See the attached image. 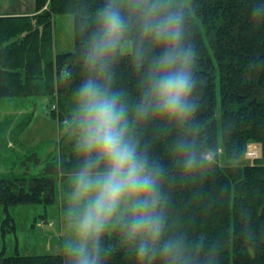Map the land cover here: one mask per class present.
I'll use <instances>...</instances> for the list:
<instances>
[{"label":"trees","instance_id":"1","mask_svg":"<svg viewBox=\"0 0 264 264\" xmlns=\"http://www.w3.org/2000/svg\"><path fill=\"white\" fill-rule=\"evenodd\" d=\"M35 11L0 15V99L35 96L55 97L49 118H68L71 92L84 78L80 51L85 26H94L96 11L105 0H34ZM191 10L189 27L197 45L199 73L195 98V141L209 162L207 169L184 176L177 167L170 146L176 135L158 131L153 121L136 127L141 147L159 159L167 169L163 191L168 198L166 215L170 233H183L191 241L217 242L218 264H264V25L249 22L252 0H184ZM73 16L74 48H56L54 19ZM130 52H122L115 68L113 88L126 97L130 110L139 97ZM67 77V78H66ZM69 103V104H67ZM32 116V114H30ZM20 129L32 122L31 116ZM58 125V123H57ZM19 129V130H20ZM60 139L67 135L62 131ZM262 144V157L253 164L242 163L247 142ZM61 143V141L59 142ZM42 174L0 176V205L4 211L18 204L54 203V174L65 178L78 165L72 143ZM227 159L221 164L218 150ZM212 153V157L205 156ZM245 213L250 214L245 216ZM2 231L16 228L7 212ZM251 226L255 247L244 243L242 232ZM105 264H131L120 248L118 233L103 237ZM203 255V254H201ZM0 264H62V256L0 252Z\"/></svg>","mask_w":264,"mask_h":264},{"label":"clouds","instance_id":"2","mask_svg":"<svg viewBox=\"0 0 264 264\" xmlns=\"http://www.w3.org/2000/svg\"><path fill=\"white\" fill-rule=\"evenodd\" d=\"M190 18L184 0H105L94 26L83 29L84 78L71 92L61 125L78 159L64 194L69 235L57 246L62 264H105L102 241L113 231L131 264H218L217 242L169 232L167 169L141 147L136 133L138 125L153 121L163 134L181 131L170 146L181 173L192 176L209 167L194 138L199 52ZM249 22L264 25V0H252ZM129 48L140 72L131 110L113 88L116 65ZM242 235L254 249L250 225Z\"/></svg>","mask_w":264,"mask_h":264},{"label":"rangeland","instance_id":"3","mask_svg":"<svg viewBox=\"0 0 264 264\" xmlns=\"http://www.w3.org/2000/svg\"><path fill=\"white\" fill-rule=\"evenodd\" d=\"M73 16L71 14L57 15L54 19V36L56 48L70 50L74 48ZM126 49L123 52H130ZM53 102L55 97L38 99L32 97L0 99V176L42 174L48 162L59 153L69 152L71 139L62 137L58 128L59 121L49 118L50 106L46 100ZM55 102V101H54ZM69 104V103H67ZM68 110L70 108V104ZM32 114V116L30 115ZM31 116L32 122L20 129L21 122ZM19 123H21L19 125ZM58 123V125H57ZM20 129V130H19ZM61 141V143H59ZM247 150L242 155V163H255L262 157V144L247 142ZM251 144V145H250ZM250 145V146H249ZM250 148V149H249ZM259 148V158L255 154ZM249 149V150H248ZM252 151V152H250ZM220 163L226 164L227 159L218 151ZM211 158L212 153L205 154ZM254 159V162L251 160ZM55 201L48 206L42 203L18 204L10 206L7 212L13 217L16 228L13 231H2V220L8 215L4 205H0V252L6 255L50 254L57 253V246L68 237L64 218V194L68 187L69 177H59L54 174ZM43 216V217H42ZM43 218L51 220L53 225L46 226ZM41 221V222H40ZM41 223L42 229L38 227Z\"/></svg>","mask_w":264,"mask_h":264},{"label":"crops","instance_id":"4","mask_svg":"<svg viewBox=\"0 0 264 264\" xmlns=\"http://www.w3.org/2000/svg\"><path fill=\"white\" fill-rule=\"evenodd\" d=\"M34 11H35L34 0H0L1 16H4L5 14L6 15L28 14V13H33Z\"/></svg>","mask_w":264,"mask_h":264},{"label":"bare ground","instance_id":"5","mask_svg":"<svg viewBox=\"0 0 264 264\" xmlns=\"http://www.w3.org/2000/svg\"><path fill=\"white\" fill-rule=\"evenodd\" d=\"M250 145H251V144H250ZM250 145H249V146H250ZM249 149H250V148H249ZM249 149H248V150H249ZM250 152H252V151H250ZM258 153H259V148H258V150H257V148H256V152H255L254 155H257Z\"/></svg>","mask_w":264,"mask_h":264}]
</instances>
